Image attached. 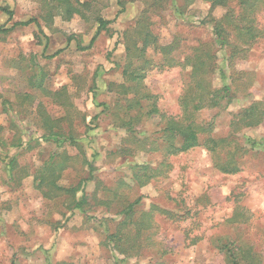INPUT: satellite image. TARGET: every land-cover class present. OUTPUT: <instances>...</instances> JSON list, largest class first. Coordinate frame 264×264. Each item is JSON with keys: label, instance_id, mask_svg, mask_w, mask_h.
<instances>
[{"label": "rangeland", "instance_id": "rangeland-1", "mask_svg": "<svg viewBox=\"0 0 264 264\" xmlns=\"http://www.w3.org/2000/svg\"><path fill=\"white\" fill-rule=\"evenodd\" d=\"M0 7L12 12L10 20L0 12L4 29L30 19L39 24L0 34V264H228L218 247L230 242L248 244L264 263V123L234 135L248 150L236 175L218 172L203 148L163 166L160 118L146 117L145 101L141 112L124 113L133 95H121L118 87L129 63L126 35L130 40L148 32L159 46L174 43L177 61L204 45L215 55L212 87L220 88L224 78L234 99L197 116L213 121L215 137L229 135L237 112L252 102L264 105V39L239 54L232 70L227 49L215 42L212 20L230 10L236 15L234 1L212 8L204 0H0ZM99 20L110 24L98 30ZM256 20L264 31V5ZM229 41L246 49L232 34ZM147 46L143 56L152 66L144 89L157 95L162 113L179 115L189 70H161V53ZM133 117L131 131L121 127L120 119ZM47 119L64 137L44 138ZM139 165L164 173L139 186L133 179ZM82 197L87 203L77 207ZM139 197L135 218L156 206L178 219L154 212L140 252L125 258L106 237ZM237 207L244 217L232 224Z\"/></svg>", "mask_w": 264, "mask_h": 264}, {"label": "trees", "instance_id": "trees-1", "mask_svg": "<svg viewBox=\"0 0 264 264\" xmlns=\"http://www.w3.org/2000/svg\"><path fill=\"white\" fill-rule=\"evenodd\" d=\"M211 4V7L225 6L230 1H234L238 6V12L236 15L230 10L227 11L225 17L221 21H213V35L215 42L220 48L226 50L228 54L227 60L230 62V69L234 67V61L241 59L239 54L244 55L247 49L258 40L264 39V31L257 30L258 26L256 16L261 7L264 5V0H204ZM0 12L12 18V12L8 7H0ZM141 22H139L138 27ZM36 25L39 28V24L35 19H30L24 22H16L11 28L4 29L0 26V34H7L16 28H24L30 25ZM110 22L99 20L98 30L105 29ZM223 24H228L231 29V34L244 44L246 49H238L230 43V33L225 30ZM91 39L88 47L82 48V51H86L91 48L95 41V37ZM146 34H139L135 39L128 40L126 35L125 50L126 61L128 60L127 69L123 71L125 77V83L118 87L122 89L121 95L132 94L131 102H127V108L124 113H131L132 110L141 112L142 101L148 103V111L145 112L146 117L157 116L162 122V128L160 130L161 140L163 142L162 149L165 157V162L161 165L166 166V160L170 157L183 154L189 150L195 148H203L208 152L211 157L213 167L224 175H236L242 171L241 157L248 153L234 135L240 132L244 128H255L264 123V105L262 102H252L246 108L241 109L232 118L229 128L230 133L226 137L214 136V123L213 121H202L198 119V112L206 107L209 108H226L229 106L233 99L234 93L231 85L224 83L218 89L212 87L210 81L211 75L215 72L216 66L212 61L215 55L210 50L204 49V45H199L193 49V54L185 56L182 61H177L172 56V53L176 51L174 43L159 46L156 44V39L151 40L148 32ZM150 38V40H149ZM155 45L162 57L163 62L158 66L161 70H171L173 68H179L182 72L186 69L189 70L187 74V80L182 87V93L178 99V105L180 108L179 115H166L157 108V95L152 94L149 90H145L142 84V80L145 77L146 70L152 66L151 61L145 59L147 45ZM60 51L56 52L51 57H55ZM144 55V56H143ZM136 58L139 62L138 66L134 70L127 73L128 67L131 64V59ZM233 72V71H232ZM240 73L239 75H241ZM129 85V86H128ZM126 99V97H124ZM119 111H121L119 106ZM137 117H133L129 122H123L120 119L121 127H128V131L132 130ZM48 129V136H44L46 140L49 137L58 138L64 137L60 126L55 122L51 123L50 120H46ZM73 141L72 138H69ZM249 141V140H248ZM254 148L257 144L251 142ZM158 148H152V151H157ZM253 150V149H252ZM14 160H11L8 164V170L12 168ZM61 167V164L58 168ZM136 171L133 173V179L139 186H144L147 181L154 179L157 176L163 175V169H152L147 165L135 166ZM53 170V168H52ZM13 179L12 172L8 174ZM76 192L77 190H73ZM84 197L77 203V207L86 204ZM141 197L137 198L133 203L127 205L121 212L124 216L121 223L118 225L112 234H108L106 237L107 242L112 244V249L119 255L129 258L136 256L142 248V235L148 231L153 224V214L157 212L159 214L170 217L171 219H178L176 215L168 213L156 206H151V209L141 214V217L135 218L136 211L134 208L140 203ZM239 207L234 210L233 215L228 219V222L232 224H239L242 222L244 214L241 213ZM132 229L129 230V227ZM129 230V231H128ZM133 231V233L131 232ZM218 250L223 253L227 259L228 264H264L260 257H258L251 246L248 244H237L236 242L226 243L218 247Z\"/></svg>", "mask_w": 264, "mask_h": 264}]
</instances>
